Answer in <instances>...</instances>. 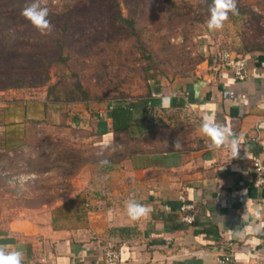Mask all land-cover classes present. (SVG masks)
<instances>
[{
  "label": "crops",
  "instance_id": "1",
  "mask_svg": "<svg viewBox=\"0 0 264 264\" xmlns=\"http://www.w3.org/2000/svg\"><path fill=\"white\" fill-rule=\"evenodd\" d=\"M217 53L193 75L156 81L160 96L142 112V137L165 132L154 145L142 141V154L106 166L75 159L72 174L52 149L81 152L83 138L90 149L108 148L110 115L88 104H51L34 88L0 89V244L24 251L23 264H106L108 241L119 264H218L221 257L264 264V190L253 187L251 164L264 158V53L243 56L248 78L241 82ZM205 116L242 137L237 157L209 147L200 131ZM52 117L59 138L51 135ZM180 196L194 206L191 225L181 221ZM130 199L150 212L132 220Z\"/></svg>",
  "mask_w": 264,
  "mask_h": 264
},
{
  "label": "rangeland",
  "instance_id": "2",
  "mask_svg": "<svg viewBox=\"0 0 264 264\" xmlns=\"http://www.w3.org/2000/svg\"><path fill=\"white\" fill-rule=\"evenodd\" d=\"M41 3L50 10L48 18L54 25L50 33L42 34L29 21L17 27L12 23L0 25L4 35L0 38V89L19 81L34 86L36 93H46L47 85H54L52 94L61 99L69 97L70 92L80 99L82 90L92 109L106 112L113 99L142 95L148 85L154 89L156 81L193 75L204 62L211 63L213 56L208 53L224 49L242 57L264 53V0H237L239 14L229 15L224 27L216 31L207 28L210 5L206 0H170L169 4L164 0ZM118 12L134 21L136 34L114 20ZM63 36L65 45L60 49L55 42ZM6 42L8 46L4 47ZM72 111L76 113V107ZM51 119V135L59 138L53 122L56 119ZM73 142L68 138L66 146L73 147ZM81 143V152L79 148L71 150L77 158L72 155L67 159V174L78 169L74 161L79 157L83 162L90 156L118 161L136 148L129 140L126 145L115 144L109 149H90V140L85 138ZM67 200L64 205L72 196Z\"/></svg>",
  "mask_w": 264,
  "mask_h": 264
},
{
  "label": "trees",
  "instance_id": "3",
  "mask_svg": "<svg viewBox=\"0 0 264 264\" xmlns=\"http://www.w3.org/2000/svg\"><path fill=\"white\" fill-rule=\"evenodd\" d=\"M167 4L170 3V0H164ZM32 2V0H0V25H7V23H12V25H16L15 27L19 26L22 23L28 22L22 15L21 11L23 8H25L27 5H29ZM208 2V5H211L212 0H206ZM114 3H118L115 1ZM210 7V6H208ZM9 9H12V14H7V11ZM229 15H232L231 13ZM115 21H118L122 23L123 25H126L129 30L136 34L134 21L125 19L120 12H118L115 17ZM3 32H0V38L3 39ZM5 40V39H4ZM7 40V39H6ZM56 45L61 48L64 47V36L62 39L58 38L56 40ZM54 43V44H55ZM4 44V43H3ZM8 46V42L4 44V47ZM229 50V49H228ZM232 51V50H231ZM251 51V50H250ZM60 53H63V50H60ZM61 58V57H60ZM66 60L65 58L63 59ZM78 90H81V86L77 85ZM54 85L50 86L47 85V92H46V101H48L51 104H65V105H73V104H84L87 105L88 103V95H86L85 92L82 90V98L76 99L74 97V93L70 92V96L66 99H61L58 95L52 94ZM34 86L29 84H21L19 81H16L14 85H9L6 89H33ZM36 89V88H34ZM153 92L152 86L148 85L145 89V92L142 93V95L134 96V97H119L116 99H113L109 102L107 107V113L110 115V119L112 121L111 125V134L113 136L112 143L108 146V148L103 145L99 144L98 148L102 149H109L113 148L116 145L122 146L127 144V140L129 142H132L133 144H136V148H133L132 150L128 151L127 154H124V157L132 156L136 154H142V146H140L141 141H144L145 143L149 145H154V142L156 139L161 138V135H165V132H155L153 129L147 130V133L144 137H142V112L143 114H146L149 112L148 107L144 105V101L148 100L150 101L151 107L154 106L155 100L154 98H151V93ZM112 105L111 109L109 107ZM131 129H135V131H131ZM166 134L170 135V129L168 127L165 128ZM100 137H102V134H99ZM124 137L127 138L126 141H124ZM114 152V151H113ZM124 152L123 150L121 153ZM74 155L77 158V155L74 151L66 150L63 153L61 152V156L57 153L55 149H52V156L58 157H65L68 159ZM116 155V153L114 154ZM120 155V153H117V156ZM123 157V158H124ZM92 160L100 159L98 157H94V159L90 156ZM80 157L77 159L79 160ZM101 159H108L113 160V158H109L108 156Z\"/></svg>",
  "mask_w": 264,
  "mask_h": 264
},
{
  "label": "clouds",
  "instance_id": "4",
  "mask_svg": "<svg viewBox=\"0 0 264 264\" xmlns=\"http://www.w3.org/2000/svg\"><path fill=\"white\" fill-rule=\"evenodd\" d=\"M230 13L239 14L237 0H212L209 7L207 28L211 31L222 29L225 22L229 19ZM21 15L42 34H48L54 28L48 18L50 10L46 6H42L41 0H32L29 5L23 8ZM169 102L166 97L164 104L167 105ZM200 131L210 140L209 147L211 149L227 148L231 151L233 158L238 156L242 137H237L231 128L215 122L210 116H205L203 117ZM181 147L182 145L175 140L173 148L178 150ZM98 155H103V153H98ZM99 163L102 166H106L109 161L100 159ZM20 179L23 183L27 178L21 177ZM125 206L127 214L132 220H138L150 212L148 206L137 202L135 199L126 201ZM24 259V251L12 250L11 245L0 244V264H23Z\"/></svg>",
  "mask_w": 264,
  "mask_h": 264
},
{
  "label": "built area",
  "instance_id": "5",
  "mask_svg": "<svg viewBox=\"0 0 264 264\" xmlns=\"http://www.w3.org/2000/svg\"><path fill=\"white\" fill-rule=\"evenodd\" d=\"M217 59L221 67L227 69L236 81H245L248 78V71L244 58L235 53L234 51L224 49L217 53ZM160 95L153 91L151 98L159 97ZM145 105L150 109V101L145 100ZM112 105L109 107L111 109ZM253 181L252 185L255 189L264 190V158L260 156H253L251 158ZM180 200L183 202L181 211L185 215L181 218V221L186 224H193L195 221L194 206L192 203L188 204L184 202V197L180 196ZM103 255L106 264H119L120 253L116 249L113 242L108 241L103 247ZM229 257H221L218 259V264H226L229 262Z\"/></svg>",
  "mask_w": 264,
  "mask_h": 264
}]
</instances>
